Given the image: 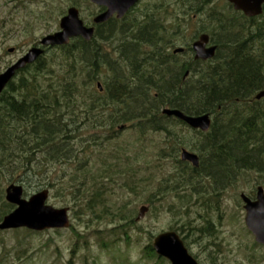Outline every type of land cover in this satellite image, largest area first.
I'll list each match as a JSON object with an SVG mask.
<instances>
[{
    "label": "trees",
    "instance_id": "1",
    "mask_svg": "<svg viewBox=\"0 0 264 264\" xmlns=\"http://www.w3.org/2000/svg\"><path fill=\"white\" fill-rule=\"evenodd\" d=\"M219 1L146 5L127 19L138 4L122 19L97 25L89 42L71 39L18 71L0 94V180L64 195L89 223L113 225L100 238L102 248L128 245L136 231L147 235L148 258L167 263L134 210L112 203L121 187L136 192L155 185L146 202L171 198L166 208L179 222L170 230L202 235L213 198L237 176H264V100L254 99L264 89V10L247 18ZM198 17L204 23L189 39L208 36L216 51L207 61L193 59L189 42L182 55L173 53L186 33L182 23ZM165 108L208 114L210 128L190 130L162 115ZM123 131L134 140L119 141ZM182 149L196 153L197 167L180 161ZM137 165L145 167L144 177L128 187ZM12 210L0 189V222ZM201 210L205 223L188 227L187 214Z\"/></svg>",
    "mask_w": 264,
    "mask_h": 264
},
{
    "label": "rangeland",
    "instance_id": "2",
    "mask_svg": "<svg viewBox=\"0 0 264 264\" xmlns=\"http://www.w3.org/2000/svg\"><path fill=\"white\" fill-rule=\"evenodd\" d=\"M168 1L177 2V0H143L127 19L139 15V11L146 5L167 4ZM222 3L223 0H220L218 6ZM72 7L79 11V17L84 24L90 26L97 14V7L86 6L78 0H0V73L38 44L41 38L57 32L60 19ZM187 20V23H182L186 33L177 48H183V45L191 43L189 38L192 30L204 23L199 17L196 21ZM117 137L121 142L134 140L132 134L127 131L119 133ZM155 142L154 140L148 142L147 148L150 150V146ZM136 171L139 174L128 183V187H136L138 180L146 172L145 167L139 165L136 166ZM235 180L234 185H229L219 196L213 198L219 201L220 211L218 209L217 211L218 214L221 212L219 235L214 241L216 244H212L211 238L208 241L203 235L195 233H192V239L187 237L188 251L199 264H264V247L257 245L246 229L244 211L239 199L240 194L249 196L255 193L257 186L264 189V176L249 173L242 179L237 176ZM10 184L13 183L0 180L3 197L4 190ZM152 188L155 191V185H148L145 189L132 192L127 187H121L116 190L112 203L116 207L125 205L126 209L134 210V218L140 207H147L148 211L138 226L153 236L160 232L174 231L170 230V227L179 219L166 208V204L172 201L171 198L168 197L160 203L152 200L150 206L146 201L149 200ZM23 190L27 197L38 192L29 186H24ZM65 197L49 191L47 204L56 209L67 208L69 227L32 234H27L24 230L4 231L0 234V241L5 245V249H0V264H68L69 261L72 264H161L154 258H148L151 256L143 252L148 238L146 234L136 231L131 232V241L128 245L119 243L116 247L102 248L99 241L106 237L105 229H110L113 225L106 226L105 223L98 224L94 221L89 223L88 217L76 214L79 209L75 208L74 203H69ZM187 215L188 227L199 228L205 223L204 212ZM199 215H202V218ZM175 232L186 235L181 231Z\"/></svg>",
    "mask_w": 264,
    "mask_h": 264
},
{
    "label": "water",
    "instance_id": "3",
    "mask_svg": "<svg viewBox=\"0 0 264 264\" xmlns=\"http://www.w3.org/2000/svg\"><path fill=\"white\" fill-rule=\"evenodd\" d=\"M91 4L104 10L97 14L92 23L99 25L105 23L113 16L121 19L141 0H88ZM234 11L241 12L245 17L252 18L262 13L264 0H226ZM94 27L87 26L79 18L76 8H69L59 21V30L46 35L38 42L39 46L31 47L25 55L14 64L0 73V94L15 74L27 65L34 63L44 52V49L67 45L71 39L81 38L89 42L93 38ZM208 36L200 35L192 44L194 60L206 61L214 57L216 47H207ZM12 49L9 50L11 52ZM177 49L175 52H180ZM99 87V84H97ZM255 100H264V89L257 92ZM162 115L174 117L183 122L192 130L207 132L211 119L208 114L198 116L185 115L179 110L165 108ZM180 160L189 162L193 167L198 166V157L188 151L180 152ZM4 199L14 206V209L0 222V231L26 229L34 232L46 230L67 229L70 225L67 208L56 209L47 204L48 190L43 189L31 196L23 197V188L19 184H10L4 190ZM245 211L244 223L247 230L253 235L254 241L264 246V191L262 187L256 188L255 200H249L244 194L240 195ZM148 208L143 206L138 210L136 222L143 219ZM152 249L159 258H163L169 264H198L188 253L182 240L173 231L162 232L156 235L152 241Z\"/></svg>",
    "mask_w": 264,
    "mask_h": 264
},
{
    "label": "flooded vegetation",
    "instance_id": "4",
    "mask_svg": "<svg viewBox=\"0 0 264 264\" xmlns=\"http://www.w3.org/2000/svg\"><path fill=\"white\" fill-rule=\"evenodd\" d=\"M114 19V18H113ZM212 46H214L213 44H211L209 41H208V44H207V47H212ZM179 55H182L183 54V52H181V53H178ZM6 88V87H5ZM221 193H219V195H220ZM218 195V196H219ZM249 200H251V201H254L255 200V193H252L251 195H249V196H247V195H245ZM239 199H240V197H239ZM207 201H209V200H207ZM240 201H241V199H240ZM210 202H212L215 206H214V211L212 212V213H210L209 214V220H210V226L209 227H207V225L205 224V228H204V230H203V233H202V235L205 237V238H207L208 239V241H210L209 240V238H211V241H212V244H216L214 241H215V239H216V236L217 235H219V227H220V225H221V222H220V220H221V212H220V214H218V211H215V209L217 208L219 211H220V209L218 208V203H219V201L218 200H211ZM241 203H242V209H243V202L241 201ZM207 231H209V232H207ZM205 232H207L206 234H205ZM178 235L180 236V238L181 239H186L188 242H189V240H188V238L187 237H189V239H192V232L191 231H189V233H187L186 235H181L180 233H178ZM189 235V236H188ZM262 247V246H261Z\"/></svg>",
    "mask_w": 264,
    "mask_h": 264
}]
</instances>
